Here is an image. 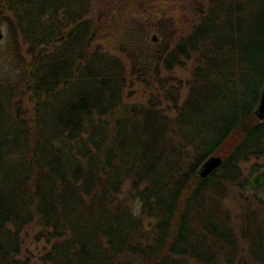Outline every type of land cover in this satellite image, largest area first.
<instances>
[{
	"label": "trees",
	"instance_id": "1",
	"mask_svg": "<svg viewBox=\"0 0 264 264\" xmlns=\"http://www.w3.org/2000/svg\"><path fill=\"white\" fill-rule=\"evenodd\" d=\"M125 2L0 0L17 56L0 73V264H264V185L242 167L264 156V0H195L189 29L153 24L158 41ZM110 11L128 20L119 55L98 42Z\"/></svg>",
	"mask_w": 264,
	"mask_h": 264
},
{
	"label": "rangeland",
	"instance_id": "2",
	"mask_svg": "<svg viewBox=\"0 0 264 264\" xmlns=\"http://www.w3.org/2000/svg\"><path fill=\"white\" fill-rule=\"evenodd\" d=\"M115 0H100L101 7H108L111 2ZM199 1V0H198ZM197 7L195 0H126L125 5L121 7L118 12L125 13L130 11V14L133 15V18H140L142 23H146L147 29H149L148 37L152 38L153 35L159 40L160 32L158 31L157 26L154 27V23L160 18H171L174 21V24L178 27H183L189 29L190 26L195 22L197 17ZM118 12L112 13L110 11V18L106 19V30L103 31V36L99 38L98 42L109 52L116 53L119 55L118 47L120 42L124 38V30L128 24L124 18L118 19ZM114 16L116 18H114ZM0 31L2 36L0 38V73L1 75L5 73V65H7L10 59L16 56V49H14V40L11 37H7V27L0 19ZM13 58V60H14ZM16 60V59H15ZM189 67V64L187 65ZM190 69V67H189ZM187 68H177L174 70L172 77L178 79L182 83L181 92L183 95L186 93L187 87H184L185 81L190 74V70ZM164 76L169 77L168 73H164ZM173 78V79H174ZM176 80V81H178ZM174 81V80H173ZM172 81V82H173ZM132 91L129 94V100H138L144 102L146 99V89L140 81L134 82V84L129 88ZM216 155V154H214ZM220 156V155H219ZM221 157V156H220ZM222 158V157H221ZM223 160V159H222ZM254 163H258L256 171H251V166ZM244 174L248 177L249 181L252 176L258 172L264 170V156L259 158H251L247 162L242 164ZM245 194H250L244 192ZM258 195L264 197V188L258 193ZM242 200L241 195L237 191H230V196L226 198V204L231 209V216L228 219L230 223L235 226L236 229L240 227V212H239V201ZM148 220L145 221V228L149 227L147 224ZM35 229H28L26 244L23 245L22 254L25 257L31 258L32 261H38L40 256L43 254L45 249L47 250V244L44 240L35 241L34 234Z\"/></svg>",
	"mask_w": 264,
	"mask_h": 264
},
{
	"label": "water",
	"instance_id": "3",
	"mask_svg": "<svg viewBox=\"0 0 264 264\" xmlns=\"http://www.w3.org/2000/svg\"><path fill=\"white\" fill-rule=\"evenodd\" d=\"M1 36L2 33L0 31V38ZM152 38L153 40L157 41V37L155 35H153ZM255 113L259 119H264V85L260 92L259 100L255 108ZM222 161L223 160L219 155L213 154L208 156L199 166V175L203 178L207 177L221 165ZM249 183L250 186L254 189L261 188L264 185V170L256 172L250 179Z\"/></svg>",
	"mask_w": 264,
	"mask_h": 264
}]
</instances>
